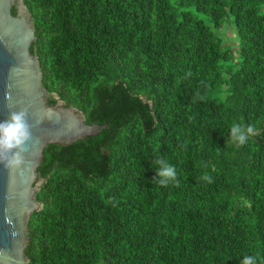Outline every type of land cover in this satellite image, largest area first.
Instances as JSON below:
<instances>
[{
    "label": "trees",
    "instance_id": "16d2710c",
    "mask_svg": "<svg viewBox=\"0 0 264 264\" xmlns=\"http://www.w3.org/2000/svg\"><path fill=\"white\" fill-rule=\"evenodd\" d=\"M22 2L45 91L108 126L43 149L28 264H264V0Z\"/></svg>",
    "mask_w": 264,
    "mask_h": 264
},
{
    "label": "water",
    "instance_id": "95a60500",
    "mask_svg": "<svg viewBox=\"0 0 264 264\" xmlns=\"http://www.w3.org/2000/svg\"><path fill=\"white\" fill-rule=\"evenodd\" d=\"M36 40L33 18L22 0H0V122L11 111L28 109L33 139L23 162L0 164V264H28L25 255L30 216L42 206L35 194L42 180L37 168L48 145L67 146L108 129L86 124L84 115L41 83L39 59L30 52ZM11 93V100L4 99ZM11 103L12 107H8Z\"/></svg>",
    "mask_w": 264,
    "mask_h": 264
},
{
    "label": "clouds",
    "instance_id": "9594fccd",
    "mask_svg": "<svg viewBox=\"0 0 264 264\" xmlns=\"http://www.w3.org/2000/svg\"><path fill=\"white\" fill-rule=\"evenodd\" d=\"M4 99L10 101L11 93H5ZM8 107H12L11 103ZM32 127L33 125L28 122L27 108L11 111L8 119L0 122V164L6 168H13L23 162L26 145L33 139ZM259 134V130L253 125L233 123L229 130V142L240 147L247 143L249 138ZM155 163L159 165L155 170V178L153 179L155 183L165 187L170 182H176L177 174L173 165L169 164L163 157L157 158ZM200 179L207 183L213 182V178L208 173H204ZM240 264H257V260L254 256H245Z\"/></svg>",
    "mask_w": 264,
    "mask_h": 264
},
{
    "label": "rangeland",
    "instance_id": "374dc122",
    "mask_svg": "<svg viewBox=\"0 0 264 264\" xmlns=\"http://www.w3.org/2000/svg\"><path fill=\"white\" fill-rule=\"evenodd\" d=\"M264 12V5L261 9ZM200 17H206L203 15H199ZM219 37L222 40L223 46L228 47L237 55L238 43H237V35L236 30L233 24L227 23L225 24L219 32H217Z\"/></svg>",
    "mask_w": 264,
    "mask_h": 264
}]
</instances>
